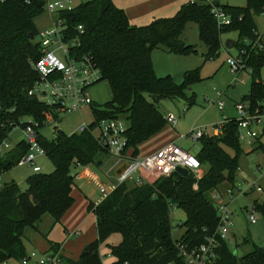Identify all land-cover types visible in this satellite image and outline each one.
<instances>
[{"label": "trees", "instance_id": "obj_1", "mask_svg": "<svg viewBox=\"0 0 264 264\" xmlns=\"http://www.w3.org/2000/svg\"><path fill=\"white\" fill-rule=\"evenodd\" d=\"M113 1L86 0L62 18L68 26L66 34L70 40L79 43L71 49L77 55L92 57L101 82L110 91L111 100L101 109L93 106V113L98 120L124 117L126 150L131 156H138L141 146L166 127L165 115L157 108L161 100L184 99L188 105L193 102V95L187 97L186 93L192 84L200 81L198 71L186 72L183 81L177 84L169 75L156 77L151 58L158 48L175 55L195 52L193 46L180 40L189 23L197 25L198 38L207 48L204 62L218 54L223 33L237 32L238 43H233V47L242 41L238 50L246 51L240 52L241 65L243 71L249 70L251 80L249 93L241 102L251 111L264 112L261 81L264 47L257 46L261 41L255 35L254 22V17L262 14L264 0H247L245 8L212 3L230 17V24L222 28L211 14V3L186 2L174 16L138 27L130 24L124 10ZM43 6L44 0H33L31 4L26 0H0V144L16 126L24 127L27 119L44 122L51 116L56 118L49 107L28 95L38 79L33 68L40 57L34 21L44 13ZM78 25L84 26L83 34L76 31ZM262 131L264 134V127ZM39 142L55 170L51 174L31 175L26 191L15 182L0 186V261L25 258L26 228L36 229L45 215L60 223L75 203L73 169L99 164V156L107 155L88 132L67 135L56 130L53 140L40 135ZM198 142L195 158L201 166L208 167L199 180L191 174L184 177L173 173L151 184H122L96 209L89 203L88 210L97 218V239L71 264H102L99 248L114 234H119L121 241L115 246L106 245L109 255L114 257L111 264H185L171 237L169 205H175L185 214V232L179 242L189 248L203 244L218 224L210 193L234 178L242 155L234 119L225 118L218 135H205ZM257 149L264 154L261 145ZM27 152V145L20 142L11 152L0 156V174L18 166ZM195 182L197 190L192 189ZM253 209L264 218V205L253 203ZM50 244L51 251L58 252L59 245ZM215 264H264V247L252 245L251 252L237 256L226 241L220 240Z\"/></svg>", "mask_w": 264, "mask_h": 264}, {"label": "rangeland", "instance_id": "obj_2", "mask_svg": "<svg viewBox=\"0 0 264 264\" xmlns=\"http://www.w3.org/2000/svg\"><path fill=\"white\" fill-rule=\"evenodd\" d=\"M138 1L139 0H114L113 3L117 8L122 9L123 6ZM187 1L188 0H170L169 4L159 12L156 10L152 11L145 15L142 22L133 21L132 25L145 26L155 19L172 17L176 14L179 7ZM208 2L233 8H245L247 6V0H208ZM254 22L256 30L259 35L262 36L264 44V14L255 16ZM34 23L40 31L52 27L51 17L46 12L38 17ZM180 40L186 45L193 46L195 52L186 55H175L166 53L162 48L155 49L151 55L153 70L156 77L163 78L169 75L177 84L183 81V76L186 72L197 70L200 81L192 84L189 87L191 90H187L186 93L187 97L193 95V102L188 105L184 99L161 100L157 105L158 110L163 115H173L176 122L174 125H166L157 137L144 143L140 148V155L143 152L155 151L163 144L172 141L175 145L195 156L199 151V142L193 143L183 137L197 130H203L207 135H215L214 131L220 127L225 118H237L235 103L240 102L243 96L249 93L251 80L248 70L232 73L229 66L226 64L229 58L236 59L238 57V49L241 48L242 41H240L236 47L227 48L228 43H238L237 32L228 31L223 33L220 37L222 46L218 54L213 59L206 62H204V56L207 53V48L198 38V27L196 24H187L180 35ZM59 57H61V54ZM261 81L264 82V66L261 69ZM90 94L95 102L94 107L99 109L111 100L109 88L103 81L94 85L90 90ZM218 94H221V98H217ZM145 97L150 100L147 95H145ZM218 102L224 103L222 112L217 109L216 104ZM262 104L264 106V101ZM94 107L87 106L81 112L74 114H62L60 116V121L52 120L48 125L44 126L40 131L41 135L51 141L55 138L56 130H60L67 135L76 133L77 129L83 123L87 125L94 123ZM120 118L123 119L124 117L120 116ZM258 132V138L251 145L240 143L242 155L238 161L239 169L235 172L234 178L231 181L222 183L217 189L224 194V196L227 190H232L233 197L228 205L231 213L232 231L227 240V244L230 251L237 256L246 255L251 252L252 245L264 247V218L253 209V203L264 205V154L263 151L257 149V147L261 145L264 150V134L260 128ZM22 140H24V134L21 127L15 128L7 138V142H9L12 147L19 144ZM227 152L232 155V151L227 150ZM127 153L130 155V151ZM102 160L103 164L99 168L95 166L89 167V171L96 177L100 176L99 172L103 174L109 169L110 165L116 162V160L107 155L102 157ZM37 165L41 168V174H51L55 170L48 156L39 158L37 160ZM256 165H258L257 167L263 168L258 172L255 170ZM207 169V166H202L203 172ZM73 172L78 173L75 181L77 187L74 191L76 201L73 207L75 208L82 204L81 199L83 193L97 199V190L92 184L90 177L85 173V167L78 168L77 171L74 168ZM33 174L32 168L28 166H16L0 174V186L15 182L21 187L22 191H26L28 189L27 180ZM111 175H113V172ZM239 186L241 190L237 191ZM250 215L255 217V224H250ZM94 220L95 215L92 216V224H89L88 230L83 233V236L90 240L87 245L97 239V230L94 227ZM184 220L185 214L182 210L176 208L170 210L169 224L171 226V237L174 240H178L185 232ZM79 222L80 220L73 221L71 226L74 228ZM77 238L78 237H75L74 240ZM120 241L121 236L119 234H114L107 243L115 246ZM30 250V248H28V251L26 250L27 255L33 253V251L31 252ZM82 250L83 249L72 248V253L70 255L72 260H78ZM99 251L102 255L107 253L106 243L100 246ZM108 261L109 259H102L103 264H106ZM7 264L23 263L22 259H10ZM29 264L36 263L31 261ZM65 264H70V262L67 261Z\"/></svg>", "mask_w": 264, "mask_h": 264}, {"label": "built area", "instance_id": "obj_3", "mask_svg": "<svg viewBox=\"0 0 264 264\" xmlns=\"http://www.w3.org/2000/svg\"><path fill=\"white\" fill-rule=\"evenodd\" d=\"M32 1L26 0V3L31 4ZM83 2L85 0H44L43 9L44 12L50 15L52 27L47 30H38L35 40L39 46L40 57L33 64V68L38 74V79L29 90L28 95L37 98L49 107L56 115V118L51 116L44 122L27 119L25 121L28 122L24 127H15L22 128L24 140L21 142H24L28 147V152L19 160L18 166H28L32 168L34 173L41 172V168L37 165V160L47 156V153L39 142L41 129L52 120L60 121L62 114H74L81 112L87 106H95L90 90L94 85L101 82L99 68L94 63L92 57L77 55L71 49L72 46H78L79 43L70 40L66 34L68 26L62 18L63 15L73 12ZM188 2L210 3L208 0H189ZM211 14L219 28L227 26L231 22L230 17L221 8L214 6L212 3ZM262 14H264V7ZM76 31L83 34L84 26L78 25ZM255 35L261 41V45L257 46L260 48L264 47L262 36L257 31H255ZM244 44L248 45V42L244 41ZM245 51V49L239 50L236 59L229 58L226 61L232 73L243 71L240 52ZM60 54L61 57H59ZM217 98H221V94H218ZM216 106L218 111H223V102H218ZM235 110L237 118L233 119L237 127L239 142L251 145L259 136L258 129L262 130L264 127V112L251 111L247 104L241 101L235 103ZM94 118L93 124L87 125L83 123L74 134L92 133L99 145L106 150L107 156H110L116 162L113 171L103 174V180L96 177L85 167V173L90 177L98 193L97 199L91 202L93 209H96L102 201L122 184L137 186L151 184L160 178H167L173 173H177V168L187 170L188 175L191 174L196 181L202 177L204 172L199 161L194 155L175 145L174 142H167L155 151L133 157L131 154L128 155V151L126 150V121L121 118L98 120L95 115ZM164 119L167 125H174L176 122L173 115H165ZM221 125L214 131L215 135L220 133ZM205 135L207 134L203 130H197L192 131L188 136L183 138L194 143ZM15 147H12L7 142V139L4 140L0 144V156L11 152ZM123 164L125 165L124 169L117 174L116 170ZM257 166H255V170L259 172L263 167ZM82 167L84 166H77L76 171ZM112 172L113 175H111ZM75 175L77 177L78 173H75ZM192 189L197 190L196 182L192 185ZM240 190L239 186L237 191ZM232 197V190H227L225 196L218 190L210 193L211 201L217 211L218 224L215 231L205 238L203 244L198 247L189 248L179 242L180 238L175 240V246L185 264H215L219 241L227 242L232 231L231 213L228 206ZM174 208H176L175 205H169L170 210ZM249 222L250 224L256 223L253 215L249 216ZM101 256L102 259H105L104 255ZM32 259L36 260L38 264L64 263L63 256L59 252H51L47 255L33 252L23 258L22 263L27 264ZM8 261H0V264H7Z\"/></svg>", "mask_w": 264, "mask_h": 264}, {"label": "crops", "instance_id": "obj_4", "mask_svg": "<svg viewBox=\"0 0 264 264\" xmlns=\"http://www.w3.org/2000/svg\"><path fill=\"white\" fill-rule=\"evenodd\" d=\"M169 2L170 0H139L136 3H131L130 5L123 6L122 9L126 13V16L130 24L132 25L133 21L142 22L143 18H145V15L149 14L152 11L156 10L159 12L161 9L166 7L169 4ZM145 153H148V152H143L142 154H145ZM102 157H104V155L99 156L98 158L99 164H93V165L84 166V167H86L87 170H89V167H93V166L99 168L103 164ZM114 166H115V163L110 165L109 169L104 173L113 171ZM94 170L97 171L96 169ZM117 171L118 170H116V172ZM103 174H100L99 172V175H100L98 176L99 179L103 180L102 179ZM76 187L74 188L73 194H72L75 201H76V197H75L74 191ZM93 200L95 199L83 193V197L81 199L82 206L78 205L75 208L72 207L66 213V215L64 216V218L62 219L60 223H55V220L50 215H45L43 219L41 220V222L37 224L36 229L26 228L25 233H24L25 239H26V242H25L26 250L28 251V248H30L31 252L33 251V252L39 253L40 255H47L52 252L50 243H56L59 245L58 252L63 256V259H64L63 264H65L67 261H69L71 264L72 258L70 257V255L72 253L71 252L72 248H78V249L84 250V248L87 246V243L90 241L83 236L84 235L83 233H85L88 230V225L92 224L91 223L92 216L95 215L93 212H90L88 210V205ZM78 220H80V222L78 223L76 227L73 228L71 226V223L73 221H78ZM94 227L97 230L96 216L94 220ZM75 237H78V238L74 240ZM110 237L107 239L105 243L106 245L114 246L113 244L107 243ZM100 255H102L101 252H100ZM104 256L106 260L109 259V261L106 264H111L114 261V257L109 255V250L107 251V253H104ZM31 261H34L36 264H38L37 261L34 259L30 260L29 262ZM29 262L27 264H29Z\"/></svg>", "mask_w": 264, "mask_h": 264}, {"label": "water", "instance_id": "obj_5", "mask_svg": "<svg viewBox=\"0 0 264 264\" xmlns=\"http://www.w3.org/2000/svg\"><path fill=\"white\" fill-rule=\"evenodd\" d=\"M31 39H32V40L34 39L32 35H31ZM231 47H233V43H228V44H227V48H231ZM190 90H191V89L188 88V91H190ZM124 167H125V165L123 164V165L118 169L117 174H119V173L124 169ZM176 172H177L178 174H180L181 176H184V177L188 176V172H187V170H185V169L177 168V169H176ZM234 255H235V254H234Z\"/></svg>", "mask_w": 264, "mask_h": 264}]
</instances>
